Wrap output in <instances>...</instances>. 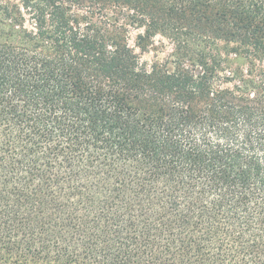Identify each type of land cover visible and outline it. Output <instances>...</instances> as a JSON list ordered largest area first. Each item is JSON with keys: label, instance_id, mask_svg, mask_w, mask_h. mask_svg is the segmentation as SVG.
<instances>
[{"label": "trees", "instance_id": "16d2710c", "mask_svg": "<svg viewBox=\"0 0 264 264\" xmlns=\"http://www.w3.org/2000/svg\"><path fill=\"white\" fill-rule=\"evenodd\" d=\"M0 264H264V0H0Z\"/></svg>", "mask_w": 264, "mask_h": 264}, {"label": "rangeland", "instance_id": "374dc122", "mask_svg": "<svg viewBox=\"0 0 264 264\" xmlns=\"http://www.w3.org/2000/svg\"><path fill=\"white\" fill-rule=\"evenodd\" d=\"M136 33V31L131 32L129 45L132 47L134 46ZM135 52L139 55L142 63L150 64L155 56H157L158 60L163 59L170 52V45L167 40L157 36L153 40V47H151L147 52L142 54L138 48L135 49Z\"/></svg>", "mask_w": 264, "mask_h": 264}]
</instances>
